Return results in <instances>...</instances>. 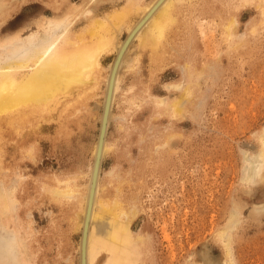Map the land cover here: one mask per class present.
I'll use <instances>...</instances> for the list:
<instances>
[{"label":"rangeland","instance_id":"374dc122","mask_svg":"<svg viewBox=\"0 0 264 264\" xmlns=\"http://www.w3.org/2000/svg\"><path fill=\"white\" fill-rule=\"evenodd\" d=\"M203 1L176 0L177 11H180L173 27H169L154 47L149 44L137 45L138 41L135 40L137 42L134 41L129 56L132 51L135 52L134 56L138 53L137 60L129 69L122 67L107 126L108 147L101 157L98 180V196L102 201L100 203L104 204L101 207L107 209L109 205L106 200L117 198L120 210L116 208L113 213H105L106 210L98 208L101 213L93 218L91 227L103 224L100 227L104 235L94 241L88 264H99L113 250L118 251L117 248L119 256L114 262L129 264L132 260L127 252H123V247H129L126 240L130 239V234L136 233L141 239L140 251L143 250L136 255V258L139 257L138 264H264V176L250 183L242 180L244 153L258 149V134L262 130L264 132V0H247L248 4L242 5L237 0H223L224 3L222 0ZM41 2L20 1L12 9L6 21L9 24L2 32L21 25L28 17L41 11ZM110 4L101 2L97 12H102ZM230 18L233 20L230 37H227L224 27L231 22ZM124 35L125 31L121 28L117 38L121 39ZM153 52L159 55L158 59L154 58ZM129 56L128 61L131 60ZM104 62H110V58ZM185 68L192 75H197L193 78L195 83L201 78L191 93L197 107L186 104L190 108L184 107L183 113L167 114L163 111L164 103L161 109V105H156L155 101L160 96L166 101L169 95L175 97L178 94V89H174L173 85L181 79L180 69L185 71ZM163 84H170V87ZM97 97L88 99L87 104L78 105V113H70L68 109L62 111L59 105L47 112L42 109L45 112L31 117L32 123L21 125L18 120L14 121L17 122L14 129L9 117L0 114L3 115L0 116V128H3L0 136L1 157L10 171L2 178L6 177L5 182L8 183L12 174L22 173L23 178L16 190L20 203L17 208L19 223L28 225L26 213L29 210L33 224L28 230L33 232L36 243L41 240L43 247L39 250V256L42 259L46 257L49 264H56L58 233L63 236L73 232V212L80 210L82 198L78 197L81 200L76 205H71L66 198L53 201L43 195V187L48 188L49 183L51 186L54 177L66 178L74 174L78 191L84 193L87 164L91 159V147L96 140L99 124L97 110L86 112L88 107L98 102ZM155 140L166 142L158 145ZM22 141L33 145L32 157H25V152L19 149L18 144ZM122 212H125L127 220L123 219ZM117 214H122L120 218L128 223L130 232L122 236V240L113 241L109 225L116 226ZM230 222L232 227L229 230L227 224ZM38 232L41 233L40 239L37 238ZM71 236L76 240L75 232ZM124 258L127 259L123 261ZM58 263L63 264L60 260Z\"/></svg>","mask_w":264,"mask_h":264},{"label":"bare ground","instance_id":"6f19581e","mask_svg":"<svg viewBox=\"0 0 264 264\" xmlns=\"http://www.w3.org/2000/svg\"><path fill=\"white\" fill-rule=\"evenodd\" d=\"M18 1L20 2V1H26V0H0V114H5L6 116L9 117V123L12 124L11 128L14 129L13 127H15L17 123V122L13 123L14 121L18 120L21 125L25 123L28 124L31 122L32 120L31 117L34 116V114L38 112H43V111L45 112V110H42V109H46V112H47L48 109H50L51 107H55L56 105L61 106L62 111L63 110L65 111L66 109H68L70 113H78L77 112L78 105L87 104L88 99L98 96L97 98H95L98 102L94 103L95 105L93 107H88L87 112H86L88 114V112L91 113L92 110L93 111L97 110L98 111L97 114H99L98 115L99 124L97 125L98 131L96 134L97 136H95L96 140L94 139L95 140L94 144L91 147V159L89 160V163L87 164L88 165L87 172H86L87 183H85L84 193L82 194V191L81 192L78 191L77 185L75 183L76 179L74 177V174L72 173L71 174L73 176H66V178L65 177L64 178H58V177L52 178L54 179V181L51 184V186L49 183L48 188L43 187V192H42L43 195H45L47 198L52 199L53 201H60L61 199L66 198L69 200V203L71 205H76L77 203L79 204L80 203L79 200L81 199L78 200V197L80 196L82 198L80 210L73 212L74 213V217L72 219L73 220L72 222L74 223L73 232L71 233L69 232L68 234H64L63 236L62 234L58 233L60 237L57 238V242H56L57 249L55 251L54 261L56 262V264H59L58 260L62 261L63 264H73L75 262L76 264H82L81 257H82V247H83V253H84L83 264H88L90 254H91L90 251H92V249L94 248V245H93L94 241H98L100 239L98 237H102V235H104L103 234L104 232L103 233L101 232L102 229L100 227L103 224L102 225L99 224V226L96 225L95 228L91 227L93 218L96 217L97 213H101L100 212L101 210L102 211L106 210L104 211L105 213H113L114 210L116 208L119 209V206H120V205L118 206L119 200L117 201V198H114L112 200L110 199L106 200V202H108L107 204L109 205L107 209L101 207L102 203L100 202L102 201L101 199L99 200V196H98V192H100L99 191L100 187L98 188L99 186L98 180H99L100 165H101L100 164L98 173H97L96 183L94 186V191L91 197L90 207L88 208L92 167H93V162H94L96 149L98 145L99 133H100V129L102 126V117L104 113V105H105L108 89H110V101H109L108 113L106 116V129H105L104 138L102 141V146H101V151H100L101 152L100 153V163H101V157L103 156V153L107 151L106 149L108 147L106 144V132H107L108 123L112 115V104H113L115 95H117L116 92L118 89V82H119L118 80L120 77V72L121 70L125 69V67L127 69L131 68L133 65V62L135 63L134 60L137 58L138 53L135 54L134 56L133 53L135 52L133 51L131 53V56H129V53L131 52L130 49H132L131 47H134L133 45L134 41L135 40L138 41L137 45L149 44L152 47L157 45V43L163 37L164 33L168 31L169 27L172 26L173 23L176 22V20H178L177 15L179 14L180 10L177 11L178 5L176 4V0H148L146 2H144L143 0H79V2H74L72 0H41L42 1L41 11L39 10V12L37 14H34V16L28 17L26 20H24V22L21 25L15 28H12L9 31L2 32L3 28H5L9 24V22L6 23V21L9 19L12 9L15 6H18V3H19ZM104 1H106V3L108 4L109 3L111 4L108 6V8H106L102 12H97V9L100 7L99 4L101 2L103 3ZM234 1L236 0H233L231 2H234ZM226 2L229 3V1H226ZM237 2H239V4L241 3V5L245 3L248 4L247 0H237ZM232 4L233 3H231L230 5ZM222 7L223 6L221 5V10L223 9ZM235 7L238 9L237 5ZM234 8L232 7V10ZM198 10H200V8H198ZM134 13H136L135 14L136 16H134L133 18H130L129 20V17H131ZM181 16H182V13H181ZM221 16H222V13H221ZM232 18H230L229 21L231 22H229L227 25H225L226 22L225 24L222 22L223 25H225L224 28H226L225 31L227 32V37H230V26L233 20ZM222 21H223V18H222ZM121 28L124 29L125 35L121 39H118L117 35L119 34ZM138 47L140 48L141 46H138ZM153 53L155 55L154 58L157 57L158 59L159 55L155 52ZM128 56L129 58L131 57V60L129 59V61L127 60ZM108 58H110V62L105 63L104 60ZM138 61H137V64H138ZM169 63H172V62H169ZM122 67L124 68L122 69ZM137 69L139 68L137 67ZM201 70L204 71V68L201 67ZM196 76L197 75H192V72H190L188 69H186L185 71L180 69L181 79L180 81L176 82L173 85L174 89H178V94H176L175 97H170L172 95H169L168 96L169 98L167 97L166 101H165V98L160 96L155 101L156 105L157 104L161 105L164 103L165 107L163 111L171 115H175L181 112L183 113L182 109L184 107H189V106L197 107L196 103H193L191 99V97L194 95L193 94L191 96V93L193 92L195 86L201 82V78H198V83H195L193 78ZM110 79H112L111 84H110ZM150 80L152 81V79ZM177 80H179V78ZM174 82L175 81H173V83ZM163 85L166 87L168 84H163ZM168 87H170V84L168 85ZM139 88L141 87L139 86ZM135 92L133 94H135ZM135 96H137V94H135ZM130 97H132V95ZM134 101L135 100H133V102ZM134 103H137V102H134ZM131 104H132V101H131ZM186 104H188L189 106H187ZM132 106L133 105H131V107ZM160 107L162 109L163 106L161 105ZM83 108L85 109V107ZM41 119L43 118L41 117ZM63 123L66 125L65 122ZM46 127H49V126H46ZM88 127H91V126H88ZM136 127L138 126L136 125ZM149 127L150 126H148V129H147L148 131H149ZM2 130L0 128V136H1ZM58 130H60V128ZM138 132H140V130ZM258 135H259L258 149H256L252 153H244V156H243L244 166H243L242 180L247 183L255 182L259 178H262L264 176V132L263 130ZM168 136L170 137L172 135H168ZM152 137H155V136L152 135ZM155 141H157L158 145L166 142L165 140H162L161 142L159 140H155ZM18 147L19 149L22 148L23 152H25L24 153L25 157L26 155L27 156L33 155L32 153L33 145L27 144V141L20 142V144H18ZM1 150H0V264H49L50 262L46 260L47 259L46 257L42 259L39 256V250L41 251V248L43 247L41 244V240H39V242L36 243V240L33 238V235H34L32 234L33 232L28 230L32 228L31 224H33V222L31 221L32 213L29 210H28L29 212L27 211L26 213L27 214L26 217L29 218L28 225L24 226L19 223L18 215L20 213L17 214V208L20 203L16 196V190L18 189L19 182L22 180L23 177H22V173L15 172L14 175L12 174L10 179L7 178L9 182L8 183L5 182L6 177L5 179L3 178L4 176H7L8 173H10V171H8V168L6 165L7 162H4V160L2 159L3 157H1ZM114 153H115V150H114ZM111 171H114V170H111ZM75 175H76V172H75ZM41 176H43V174ZM109 177H112V176L110 175ZM49 178L50 177L48 176V179ZM117 178L115 179L118 182ZM111 179L112 178H110L109 180ZM116 184L114 185V187L116 186L117 188ZM121 191H122V188H121ZM116 194H117V191H116ZM40 195H41V192H40ZM98 208H101V210L99 211ZM87 211H88V214H86ZM122 213H124L123 219L127 220L128 218L126 217L125 212H122ZM86 215H87V218H86ZM120 215L122 216V214H119V215L117 214V224H114L116 225L115 227L111 226L110 222L108 223L110 224L109 227H111V229L110 228L109 229L111 230L110 233L112 234L111 237L113 241L122 240V236L128 235L130 232L127 226L128 223L125 221H122L121 220L122 218H120L121 217ZM127 215L129 214L127 213ZM114 216H116V214ZM86 221H87V224H85ZM84 224H85V235L83 233ZM108 224L106 225L107 227H108ZM231 227H232V223L230 222L229 224H227V228L230 230ZM35 232H36V229H35ZM74 232L77 234L76 240H73V237L71 236L72 233ZM136 234H130L131 235L130 239L126 240L129 242V247L128 245L126 248L123 247V252H127L128 253L127 256H129L132 260L129 262V264H136L137 259L139 258L138 256H137L138 258H136V255L141 254V252L143 251V250L140 251V240L141 239ZM38 235L40 237L37 236V238L40 239L41 233H39ZM82 241H83V246H82ZM225 245L227 246V249L229 250L227 243H225ZM62 247H63V250H62ZM117 249L119 251V248ZM74 251H75L76 258L74 256ZM118 251L115 252L113 250L110 253V255H108L107 257L105 256L103 261L100 262L99 264H120L119 261L116 263L114 262L116 257L119 256ZM125 259L127 258H124L123 261H125ZM208 264L210 263L208 262Z\"/></svg>","mask_w":264,"mask_h":264},{"label":"water","instance_id":"95a60500","mask_svg":"<svg viewBox=\"0 0 264 264\" xmlns=\"http://www.w3.org/2000/svg\"><path fill=\"white\" fill-rule=\"evenodd\" d=\"M111 80L112 79H110V84H111ZM109 101H110V89H108V92L106 95V101H105V105H104V113H103V117H102V126H101L100 133H99L98 145H97L96 154H95L93 167H92L90 192H89V199H88V208L90 207L91 197H92V193L94 191V186L96 183L97 173H98V169H99V165H100V153H101L100 151H101L102 141H103L104 133H105V129H106V116L108 113ZM88 211H89V209H88ZM88 211L86 214H88ZM86 218H87V215H86ZM85 224H87V221L85 222ZM85 224H84V232H83L84 235H85ZM82 246H83V241H82ZM81 260H82V264H83V261H84L83 247H82Z\"/></svg>","mask_w":264,"mask_h":264}]
</instances>
